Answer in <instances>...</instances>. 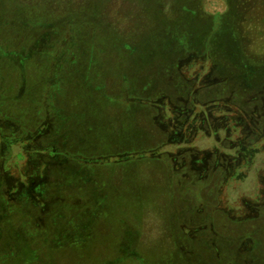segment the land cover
Returning a JSON list of instances; mask_svg holds the SVG:
<instances>
[{
	"label": "rangeland",
	"instance_id": "1",
	"mask_svg": "<svg viewBox=\"0 0 264 264\" xmlns=\"http://www.w3.org/2000/svg\"><path fill=\"white\" fill-rule=\"evenodd\" d=\"M178 8L0 0V264H264V0Z\"/></svg>",
	"mask_w": 264,
	"mask_h": 264
},
{
	"label": "trees",
	"instance_id": "2",
	"mask_svg": "<svg viewBox=\"0 0 264 264\" xmlns=\"http://www.w3.org/2000/svg\"><path fill=\"white\" fill-rule=\"evenodd\" d=\"M171 2H173L174 3V5H176V8L177 9H179L178 8V6H179V4L181 3V0H170ZM184 1V0H183ZM198 0H196V2H197ZM190 4V3H189ZM193 4H195V1L191 4L192 6H193ZM195 7V6H194ZM180 10V9H179ZM195 10V9H194ZM181 11V10H180ZM161 12V11H160ZM196 13V12H195ZM236 14V13H235Z\"/></svg>",
	"mask_w": 264,
	"mask_h": 264
}]
</instances>
